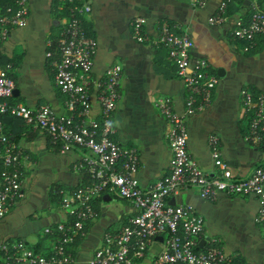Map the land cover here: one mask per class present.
Returning <instances> with one entry per match:
<instances>
[{
	"label": "crops",
	"instance_id": "obj_1",
	"mask_svg": "<svg viewBox=\"0 0 264 264\" xmlns=\"http://www.w3.org/2000/svg\"><path fill=\"white\" fill-rule=\"evenodd\" d=\"M68 0H27V19L22 27H9L0 42V67L12 65L11 78L16 92L12 100L30 108L48 105L56 115L66 114L63 96L52 82V66L45 56L53 40ZM90 10L84 28L96 42L90 78L98 79L112 62L122 67L119 99L111 115L113 138L121 146H132L138 156L134 174L140 188L148 187L167 172L169 151L164 140L166 122L153 106L160 96L171 99L175 113L183 115L184 85L175 74L165 48L138 43L130 37L129 21L144 18V31L155 34L158 24L184 28L192 41L191 55L205 59L216 77L210 103L202 110L184 115L186 152L201 170L211 173L213 165L207 146L209 135L218 141L220 159L234 177L246 176L264 160V149L243 139L244 119L238 91L248 88L264 99V33L251 48L231 35L236 19H244L250 5L264 9V0H84ZM225 3V19L208 22ZM94 101L90 115L96 116ZM5 132L26 153L21 171L23 196L0 218V244L22 243L35 252L46 251L53 239L44 229L66 221L62 200L86 183L85 175L72 169L80 153L65 152L38 129L27 128L15 117L2 116ZM174 202L190 204L203 219L199 245L216 239L236 264H264V227L254 223L257 200L253 194L217 193L213 200L199 197L194 189L180 191ZM168 199V202L169 200ZM171 204V203H170ZM95 219L86 222L85 235L70 246L71 264H88L103 234L116 231L134 209L123 199L103 194L92 202ZM160 240L152 241L143 256L132 264H158L155 254Z\"/></svg>",
	"mask_w": 264,
	"mask_h": 264
},
{
	"label": "built area",
	"instance_id": "obj_2",
	"mask_svg": "<svg viewBox=\"0 0 264 264\" xmlns=\"http://www.w3.org/2000/svg\"><path fill=\"white\" fill-rule=\"evenodd\" d=\"M201 6L204 0H192ZM66 15L61 18L53 40L48 41L45 56L52 66V82L63 96L66 114L56 115L44 104L30 108L12 100V65L0 67V116L18 118L27 128L38 129L60 152L71 149L80 156L72 164L76 172L86 174L85 184L75 187L68 199L62 200L67 220L44 229L53 239L42 252L24 248L22 243L0 244V264H71L70 246L85 235V224L96 218L92 202L103 194L126 201L134 213L114 232L103 234L88 264H132L143 256L152 241L160 236V249L155 254L158 264H236L224 253L216 239L203 246L199 239L203 219L187 203L168 199L180 191L194 189L197 195L213 200L217 193L225 195L253 194L257 200L254 223L264 227V160L244 177H234L220 159L217 137L209 135L207 146L211 157V173L199 169L186 152L184 115L204 109L211 101L216 77L208 71L202 57L192 56V41L184 28L161 21L154 35L144 31V18L134 16L129 21L130 37L138 42L165 48L176 76L184 85L183 115L175 113L171 99L160 96L153 100L156 111L164 118V140L169 151L166 174L148 187L140 188L134 178L138 156L132 146H121L113 138L111 115L119 99L122 67L112 62L98 79L90 78L96 50L94 38L84 28V18L90 7L84 0H68ZM225 3L208 22L219 24L224 19ZM27 19V0H10L0 9V42L9 27H22ZM264 33V9L250 5L244 19H236L231 35L251 48L257 35ZM245 130L243 139L255 146L264 141V99L248 88L238 91ZM92 101L96 116L90 115ZM28 161L26 153L10 139L0 119V218L22 198L21 171ZM54 233V236H53Z\"/></svg>",
	"mask_w": 264,
	"mask_h": 264
},
{
	"label": "trees",
	"instance_id": "obj_3",
	"mask_svg": "<svg viewBox=\"0 0 264 264\" xmlns=\"http://www.w3.org/2000/svg\"><path fill=\"white\" fill-rule=\"evenodd\" d=\"M10 3V0H0V9L3 8L5 5H8ZM3 66V65H2ZM3 116H8V115H3ZM11 117V116H10ZM2 118V116H0V119ZM259 146H261L262 149H264V141H262L261 143L258 144ZM0 170H1V166H0ZM85 175V179L87 180V176L86 174ZM53 236H54V233H53ZM78 241L75 240L74 242L76 243ZM73 242V243H74Z\"/></svg>",
	"mask_w": 264,
	"mask_h": 264
},
{
	"label": "water",
	"instance_id": "obj_4",
	"mask_svg": "<svg viewBox=\"0 0 264 264\" xmlns=\"http://www.w3.org/2000/svg\"><path fill=\"white\" fill-rule=\"evenodd\" d=\"M14 92H16V89H13V93H14ZM173 200H174V199H170V200H169V203L173 204V203H174ZM156 239L160 240L161 237H160V236H157Z\"/></svg>",
	"mask_w": 264,
	"mask_h": 264
}]
</instances>
